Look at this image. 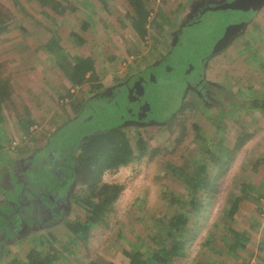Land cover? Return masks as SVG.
Here are the masks:
<instances>
[{
  "label": "rangeland",
  "instance_id": "1",
  "mask_svg": "<svg viewBox=\"0 0 264 264\" xmlns=\"http://www.w3.org/2000/svg\"><path fill=\"white\" fill-rule=\"evenodd\" d=\"M192 1L159 0L151 6V19L158 17L164 31L149 26L148 34L139 37L131 27L126 0H55L62 13L36 0H0V10L12 19L9 30L0 35L1 75L13 93L0 122V179L8 170L19 169L20 162L39 148L44 147L37 159L53 154L64 159L70 147L92 132L129 120L123 109L129 105L124 83L168 56L174 33L194 10ZM207 5L214 8L218 4L207 0ZM217 9L209 10L200 32L190 33L193 47H209L225 21ZM153 37L161 42L157 48ZM82 57L94 60L98 80L74 86L70 82L72 61ZM203 75L209 84L229 92L216 93L215 102L201 100L195 92L187 95L197 99L200 108L186 112L188 132L180 146L168 125H124L132 146L141 134L149 153L104 175L105 183L121 185L123 191L112 207L103 210V221L91 225L88 239L73 237L75 221L89 215L83 205L85 188L77 181L70 213L55 225L16 238L4 249L1 264L24 256L44 239L61 251L55 264H128L127 254L135 251L149 257L155 247L152 239L158 237L167 218L180 210L171 198L186 193L184 181L190 171L183 168L202 163L210 143L219 157L229 153L243 133L250 138L242 150L230 152V167L219 180L217 193L207 199V212L193 221L196 231L187 243L185 257L173 264H264V112L247 109L252 100L264 98V8L244 34L208 61ZM157 76L159 82L147 89V98L153 110L164 114L177 104L182 81L177 74ZM115 85L120 86L112 94ZM107 90L112 95L92 100ZM66 121L71 122L53 134ZM172 165L178 166L176 172ZM41 181L35 176L32 186L38 187ZM258 197L260 206L252 202ZM5 201L0 193V204ZM237 202L236 215L223 216L224 208ZM215 225L218 234L212 237ZM230 228L247 232L250 243L245 249L228 245L226 237L225 244L220 243Z\"/></svg>",
  "mask_w": 264,
  "mask_h": 264
},
{
  "label": "trees",
  "instance_id": "2",
  "mask_svg": "<svg viewBox=\"0 0 264 264\" xmlns=\"http://www.w3.org/2000/svg\"><path fill=\"white\" fill-rule=\"evenodd\" d=\"M36 1L51 7L57 13H62L60 11V3L55 2V0ZM126 1L130 7L128 17L131 27L139 37H144L148 34L149 26L158 29L161 33L164 31L163 26L158 22V17L151 19L153 15L151 6L155 5L159 0ZM205 11L198 10L188 19V23L182 28H179V34L177 35V41L174 47L179 42L183 30L189 26L192 17ZM11 22L12 19L0 10V35L9 30ZM153 40L155 48H157L161 44L159 37H153ZM172 50L173 48L170 52ZM161 62L158 63L160 64ZM158 63L151 65L148 69L152 68L154 70L159 65ZM3 67V63L0 62V122L2 121V110L11 103L13 96L11 87L2 80L1 70ZM70 73V82L74 86H82L90 80H98L95 62L90 57H82L76 61H72V71ZM142 73L137 75L139 76L138 78L137 76L129 78L128 85H123L126 88V93L124 94L126 95L125 101L128 100L127 94L129 90L135 85L131 81L134 80L133 82H135L138 80L145 74ZM208 84L203 75L202 82L198 86L189 87L180 110L170 121L164 123V125L169 126L171 135L175 137L178 146L182 144L188 132L187 119L185 118L186 112L188 110L195 112L200 108L198 100L187 97V95L192 92L196 93L197 88L202 89ZM119 86H113L111 93L113 94V88L116 89ZM97 88L101 90L103 88L102 84H98ZM212 88L215 89L214 94L222 89L227 93L229 92V89L226 87L218 88L213 86ZM111 93L108 92L106 94L104 92L102 95L93 97L92 100L95 98L109 97ZM214 94L212 95L211 93L210 95L212 99L214 98ZM202 95L204 96V100L212 101L207 96L205 97L204 93ZM69 96L71 97V95ZM203 96L200 95L199 98L202 100ZM131 105L132 103L129 102L128 107L123 108L125 109L126 115L130 118L129 120L124 119L120 125L112 129H102L101 131L96 130L92 132L80 144L78 143V145L70 147L64 159L58 154L49 155L46 159L45 156L37 159V154L44 148L42 147L32 156L20 162L22 170L20 168L16 171H12V169L8 170L6 175L0 179V193L6 198V201L0 204V264L4 260V247H7L8 243H11L17 238V235L21 238L34 231H29V229H44L64 219L66 196L68 194H70V198L73 196L71 187L77 181L85 188L83 205L87 208L89 215L84 221H75L76 232L73 237L74 240L78 239L83 241L89 238L91 225L103 221V210L112 207L123 191L121 185L105 183L103 181L104 175L120 167H127L149 153L147 142L141 134H137L136 144L133 147L124 130L126 121H131L132 123V121L136 122L135 120L138 119L136 115L133 116L130 114L129 110ZM83 107L84 105L81 108L76 107V113L79 114ZM247 109L264 112V98L252 100L247 105ZM71 121H66L53 134H56ZM151 125L160 126L161 124L153 122ZM135 126L141 127V125L137 124ZM194 127L200 130L198 126L195 125ZM217 127L220 130L222 129V125H218ZM249 138L250 135L243 133L237 138L234 147L229 151L232 154L239 152L243 149ZM207 146V157L202 163L190 167L187 165L183 168L184 172L190 171L188 178L184 181L186 193L180 195L178 198H171L172 204L179 205L180 210L173 212L165 222L163 221L164 223L160 230L161 232L158 233V237L152 239L155 245L152 254L149 257H146L141 251L127 254L130 257L128 264H173L176 260L185 257L187 243L194 237L196 231V223L193 221L196 219L195 221L197 222L200 216L204 212H207V199L217 193L219 188L218 182L225 176L230 167V152H225L224 155L219 157L216 155V147L213 144L210 143ZM170 168L173 172H176L178 166L175 167L172 165ZM35 176L42 178L38 187L32 186ZM260 191L263 192V190ZM252 202L260 206L261 197H258V199ZM238 208V202L230 206L227 205L224 208L223 216L226 215L229 218H233L239 210ZM47 209L53 216L48 221L45 215V210ZM216 225L210 231L213 233L212 237H214V234H218L216 232ZM228 232L223 235L220 243L225 244L223 242L225 237L228 238V245L235 246L238 249H245L246 244L250 243L247 232L240 233L232 228L228 229ZM211 239L208 240L209 244L211 243ZM261 246H263V243ZM60 258L61 251L55 247L51 240L44 239L39 242V246L30 248L24 256L13 260L9 264H55Z\"/></svg>",
  "mask_w": 264,
  "mask_h": 264
},
{
  "label": "water",
  "instance_id": "3",
  "mask_svg": "<svg viewBox=\"0 0 264 264\" xmlns=\"http://www.w3.org/2000/svg\"><path fill=\"white\" fill-rule=\"evenodd\" d=\"M264 8V0H234L218 7L225 18L222 26H218L215 36L208 48L204 46L193 47L190 33L201 31L209 11H205L192 17L189 26L183 32L179 42L170 54L152 72L145 73L141 79L129 90L128 100L132 103L129 110L131 115H136L139 120H152L158 124H164L180 110L186 91L191 86H198L202 82L207 61L244 34L250 22ZM215 10V11H217ZM213 14V13H212ZM221 29V30H220ZM187 35L189 37H187ZM179 75L182 86L179 100L176 105L163 113H158L152 108L147 98V89L153 88L159 82L157 74Z\"/></svg>",
  "mask_w": 264,
  "mask_h": 264
},
{
  "label": "flooded vegetation",
  "instance_id": "4",
  "mask_svg": "<svg viewBox=\"0 0 264 264\" xmlns=\"http://www.w3.org/2000/svg\"><path fill=\"white\" fill-rule=\"evenodd\" d=\"M203 1V2H202ZM211 2L213 1L214 3H216V4H218V5H216L214 8H211L210 6H208L207 5V0H193L192 1V3H193V8H194V10H193V12L191 13V14H188V15H186V20H187V22H186V20L184 19L183 20V22L181 23V25H180V27H182V26H184L183 24H186V23H188L189 22V20L188 19H190V17L195 13V12H197L198 10H202V11H205V10H213V9H215L216 7H218V6H221V5H223V4H219V3H221V0H210ZM234 0H231L230 2H233ZM229 3V2H228ZM226 4V3H225ZM179 32V30L178 31H176L175 33H174V38H173V44H172V46H170V50L172 49V48H174V44H175V42L177 41V35L179 34L178 33ZM170 50H169V52H170ZM159 64V63H158ZM153 69L152 68H150V69H146L145 71H143V73L142 74H144L145 72H147V71H152ZM142 77V76H141ZM141 77L138 79V80H136L133 84H135V83H137L140 79H141ZM129 81H130V79H128L124 84L125 85H128V83H129ZM133 87V86H132ZM213 87V85H211V84H208V85H206L204 88H197V92L196 93H198V94H200L201 96H203L202 94L204 93V95H205V97L207 96L209 99H211L213 102H215L214 101V98L212 99L211 97H210V95H211V93H212V95L214 94V89L212 88ZM216 87H218V88H220L219 86H216ZM108 92H109V90H107L105 93L106 94H108ZM99 95H102V94H99ZM216 94H214V96H215ZM128 96H129V92H128V94H127V98H128ZM202 98H204V96L202 97ZM136 122H133L132 121V123H131V121H126L125 122V125L126 124H132V125H135V124H137V125H141V126H149V125H151L152 123H153V121L152 120H143V121H140V120H138V119H136L135 120ZM139 123V124H138ZM136 127V126H135ZM20 169L22 170V167H21V165H20ZM75 186H76V184H74L72 187H71V193L73 194V192H74V189H75ZM38 202V201H37ZM39 203V202H38ZM69 205H70V194H68L67 196H66V204L64 205V218L70 213V207H69ZM45 215H46V220L48 221L49 219H51L53 216H52V213L47 209V210H45ZM36 228H34V229H29V231H32V230H35ZM17 238H19V236L17 235L16 236ZM14 240H16V238L14 239ZM13 240V241H14ZM12 241V242H13ZM12 242L11 243H8L7 244V246H9L10 244H12ZM5 248H7V247H4V249Z\"/></svg>",
  "mask_w": 264,
  "mask_h": 264
}]
</instances>
